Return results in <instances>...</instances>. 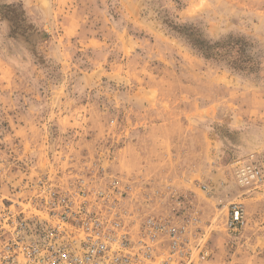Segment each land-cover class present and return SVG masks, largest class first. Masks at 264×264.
Masks as SVG:
<instances>
[{"label":"rangeland","instance_id":"1","mask_svg":"<svg viewBox=\"0 0 264 264\" xmlns=\"http://www.w3.org/2000/svg\"><path fill=\"white\" fill-rule=\"evenodd\" d=\"M177 30L222 45L217 60ZM247 159L264 175V0H0L7 199L26 209L40 180L103 172L131 187L132 206L173 188L199 209L201 264H264V176L242 190L232 179ZM234 202L236 235L224 226Z\"/></svg>","mask_w":264,"mask_h":264},{"label":"built area","instance_id":"2","mask_svg":"<svg viewBox=\"0 0 264 264\" xmlns=\"http://www.w3.org/2000/svg\"><path fill=\"white\" fill-rule=\"evenodd\" d=\"M263 176L256 160L232 162L241 190ZM34 186L26 209L0 192V264H201L211 256L191 194L143 193L132 206L131 187L104 172L71 176L65 187L48 180ZM152 198L159 214L147 212ZM244 223L243 204H229L226 230L236 235Z\"/></svg>","mask_w":264,"mask_h":264},{"label":"trees","instance_id":"3","mask_svg":"<svg viewBox=\"0 0 264 264\" xmlns=\"http://www.w3.org/2000/svg\"><path fill=\"white\" fill-rule=\"evenodd\" d=\"M177 32L179 34H182L186 42L190 45V47L193 50H195L197 53H199L205 60L216 61L217 57H219V54L215 51L217 50V46H222V45L207 46L204 44V42H201L198 38H196L192 34H185L180 30H177ZM232 65H234V68L238 70L246 68L245 66L246 62H244V60H242L241 57L239 56H238V60H235Z\"/></svg>","mask_w":264,"mask_h":264}]
</instances>
